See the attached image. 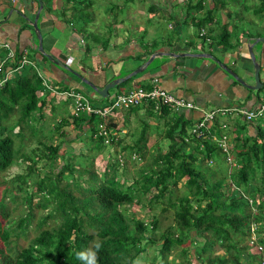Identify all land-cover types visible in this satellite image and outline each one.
I'll return each instance as SVG.
<instances>
[{
    "label": "trees",
    "instance_id": "1",
    "mask_svg": "<svg viewBox=\"0 0 264 264\" xmlns=\"http://www.w3.org/2000/svg\"><path fill=\"white\" fill-rule=\"evenodd\" d=\"M65 1H70V5L63 8V18L78 24L79 30H85V23L93 17V11L89 9L91 0ZM212 1L210 8L203 9L204 15L195 17L192 12L201 10L205 0H184L185 16L193 20L194 36L210 44H220L223 49L231 48L235 42H231L230 38L242 19V10L249 6L240 1V6L232 9L227 0ZM147 7L161 18L172 17L171 13L165 12V8L152 1ZM110 9L113 10V7ZM218 10L226 17L235 14L237 19L233 27L228 29V21H218L214 33L209 36L206 32L200 33V28ZM251 11L255 17L262 19L264 0L252 4ZM167 28L170 32L165 30L163 37L175 42L179 32L175 28ZM92 35L96 36L89 33V36ZM89 50V45L85 44V53ZM20 56L21 51L14 50L13 55L5 59L4 69L13 68ZM42 57L45 58L44 55ZM132 77H126L113 87L120 88ZM44 80L52 88L61 90L59 86H54L55 81H49L42 73L40 75L33 64L20 66L11 78L0 85V177L16 159L27 161V172L14 174L9 179L10 185L2 187L0 193V264H87L86 260L78 259L77 254L87 255L95 251L96 243L100 244L96 251V264H136V256L144 248L143 240H149L145 232L157 227V217L145 221L134 216L133 212H127L129 205L141 204L144 197L150 209L158 204L163 207L162 200L174 208L175 227L170 226L159 233L160 240L150 264H171L168 258L171 248L177 250L173 253V256L179 257L177 264H264V196L255 195L258 190H264L262 122L243 120L234 127L237 135L234 136L232 150L236 166H232L230 172L222 171L218 163L221 159L225 161L224 152L215 140L223 131L219 117L214 118L208 131H203L204 135H195L189 128L201 114L194 120L182 109L174 111L160 105L154 110L151 101L125 108L134 114L142 108V113L146 114V117L142 113L137 114L141 115V127L136 134H128L133 135L129 142L124 141L126 132L120 133L112 117L105 123L108 129V141L105 142L103 136L96 133V123L102 120L99 115L69 113L57 121L54 129L59 131L60 125L71 122L79 130L68 141H80L86 150L75 151L68 144L66 150L59 152L58 145L48 142L49 136H46L43 139L40 137L38 143L47 153L42 150L41 155L31 159L30 155L22 154L15 146L14 138L26 139L24 128L29 134L35 133L36 127L30 120L36 121V112L41 115L43 102L37 90L44 86ZM64 98L66 100L62 98L60 101L70 99ZM100 98L107 99L108 95ZM150 116L161 117L166 122L162 137L168 142L165 147L157 145L155 152H150L147 146ZM8 119L10 122L14 119L13 123ZM13 124L18 126L15 132ZM58 134L59 141L66 143L61 138L65 132L60 130ZM120 146L127 154L116 148ZM108 148L120 154L124 162L127 159H144L147 155L149 159L143 162L134 179L127 183L122 176L121 179L117 177L120 162L116 155L114 161L107 156L102 170H96L95 157L102 156ZM41 158L47 159H44L47 169L38 176L34 162ZM178 182L183 187L182 191H178ZM20 205H26L25 214L13 218L12 211L17 212ZM37 209L46 211L37 214ZM48 218L53 223L45 225ZM34 219L33 230L36 227L38 230L29 237L26 245L10 249L11 234L27 237L33 231L29 224ZM13 221L16 223H11ZM252 232L263 247L260 257L247 250L250 246L248 236ZM186 242L190 246H182ZM218 248L222 250L220 254L215 252ZM242 253L247 255L246 260L241 258Z\"/></svg>",
    "mask_w": 264,
    "mask_h": 264
},
{
    "label": "crops",
    "instance_id": "2",
    "mask_svg": "<svg viewBox=\"0 0 264 264\" xmlns=\"http://www.w3.org/2000/svg\"><path fill=\"white\" fill-rule=\"evenodd\" d=\"M41 2L42 6L36 19L40 41L44 51L50 53L56 59V64L52 63L47 57H42L43 55L36 46L37 36L30 24L38 8L36 0H0V41H8L15 52L25 49L26 56L34 60V65L39 68L40 72L49 81H55V87L59 86L61 89L72 87L83 93V86L77 81L80 79L71 72L73 70L98 88H101L110 79L122 76L141 64L153 51L161 50L177 53V55L161 54L154 56L143 69L133 74L132 79L123 86L120 88L110 87L107 99L100 98L96 91L80 80L90 87L89 93L90 95L92 93L91 103L103 104L108 102L116 90L125 89L137 83L142 86H149L153 76L158 77L159 84L164 89L175 96H181L191 101L196 106V108L182 109L194 120L199 116L200 108L209 109L228 105L250 107L263 95L262 88L257 91V89L244 87L209 57L182 53L187 51L192 53L201 52L214 56L211 51L217 52L220 54L219 57H214L218 61L233 70L247 83H253L252 60L247 47L252 43L253 38L260 35V33H255L256 30L252 28L256 24L255 20L248 14L245 15L242 21V29L239 30L238 27L235 33L232 34L231 41L235 42L233 47L223 49L220 44L214 45L207 42L209 51H205L200 47V43L206 41L194 36L193 20L185 16L186 11L183 2H180L179 6L173 5L170 1L166 3L159 2L158 4L154 2L165 8L167 14L171 13L172 17L167 19L166 27L175 28L179 32V38L175 42H169L163 37L166 29L165 26L160 29L159 25L166 19H162L157 13L150 11L147 7L148 4L145 5V9L150 14L141 19L142 24L140 27L136 22L127 24L121 16L118 19L113 16V20L103 19V17H99V5H95V8V6L91 7L93 4L90 3L89 9L93 11V17L85 23V30H79L78 24L63 18V8L68 7L70 1L41 0ZM212 4L205 2V6L197 12H192V15L195 17L204 15L203 9L210 8ZM176 8L178 12L174 11ZM94 9L97 11L95 12ZM118 11L124 12L125 10L119 9ZM218 11L221 12V10ZM218 11H215L212 18L207 20L206 24L200 28V31L204 34L205 32L207 35L213 33L218 21H226L221 14L218 17ZM151 15H155V17ZM245 23L246 26H244ZM233 24L234 22H231L227 25V28L230 29ZM89 33L96 34V36H89ZM85 44L90 47L88 53L84 51ZM251 49L256 61L259 63V71L260 69L263 70L264 75V41L255 42ZM3 50L0 48V55ZM262 76L259 74V77ZM37 94L40 101L43 102L42 110L44 108L45 115L57 117L56 120L58 121L61 120V117L70 113L71 99L66 102L60 101V99L66 100V98L62 94L51 92L44 86L37 90ZM58 95L61 97H58ZM142 111L141 108L138 113L134 114L127 112L125 108L119 109L115 121L120 117L118 123L120 133L126 132L125 136H127L132 132L133 126L130 128L127 121L131 123L135 116H141L137 114L142 113ZM66 119L69 120V118ZM220 119L228 122L227 129L230 131H235L234 127L243 121L238 115H227ZM149 122L150 124L154 122L153 118H150ZM152 126L155 127L154 124ZM140 127L141 123L139 126L135 125L134 134L138 132ZM72 128V134L69 133L70 137H72L71 135L74 136L79 130L74 125ZM248 128L252 129L250 125H248ZM69 131L67 130V133ZM152 134L155 137L160 136L156 130L152 131ZM163 139L166 140V138ZM155 141H153V145ZM77 142L81 145L80 141ZM167 142L166 140V144ZM166 144H163V147ZM155 145L157 146V144ZM147 146L149 148L151 145L148 143Z\"/></svg>",
    "mask_w": 264,
    "mask_h": 264
},
{
    "label": "rangeland",
    "instance_id": "3",
    "mask_svg": "<svg viewBox=\"0 0 264 264\" xmlns=\"http://www.w3.org/2000/svg\"><path fill=\"white\" fill-rule=\"evenodd\" d=\"M150 1L157 2V4L159 2L166 3L167 1H170L175 6H179L180 2H183L182 0H91V4H93V5H91V7L95 6V5H97V6L99 5L98 6V8L100 7L98 9L99 17H103V19L113 20V16H116L117 19L120 18V16H121L127 22V24H130V23L134 24L136 22V24H138V26L141 27V24H142L141 19H143V17L145 15L150 14L145 9V7H146L145 5L148 4V2H150ZM240 1L244 2L249 7H248V9L242 10V19H241V21L238 22L236 29H238V27H239V30L242 29V27H243L242 21L245 18V15L248 14V16L252 17L255 20L256 24L253 25L254 27L252 26V28L254 30H256L255 33H260V35H258V36L264 35V17H263V19H259V18L255 17V15H253L252 11H251L252 4H257L259 2V0H227V2H228L227 5L230 8L235 9V8H238V6H240V4H241ZM205 2L206 3H213L212 0H205ZM110 7H113V10H111ZM95 8H96V6H95ZM102 8L104 9V11ZM119 9H123L125 11L120 12V11H118ZM94 10H95V12L97 11L96 9H94ZM174 11L178 12V9L176 8ZM218 14H219L218 17L221 14L222 16H224L226 21L228 20L229 23H227V25L231 24V22H235L237 19L235 14H230L227 17L225 16L224 12H222V11L221 12L218 11ZM151 16L155 17V15H151ZM162 19H164V18H162ZM166 22H167V19L162 21L161 25H159V28L161 29L162 27L165 26V29H166L167 28ZM244 26H246V23ZM192 28L195 31L194 26H192ZM215 30H217V26H216ZM166 32L169 33L170 30L167 28ZM195 33H196V31H195ZM231 42H233V41H231ZM259 42H261V41H259ZM257 44H259V43H257ZM200 47L203 48L205 51H209L207 42L200 43ZM228 49H230V48H228ZM2 53H4V51ZM211 53L214 54V56H216V57H219V55H220L219 53L214 52V51H211ZM262 71L263 70L260 69V71H259L260 76L263 75ZM77 81L83 86L82 92L88 96L89 100H91L90 97H91L92 93H91V95L89 93L90 87L80 80H77ZM45 88H48V86H45ZM102 102H104V100H102ZM105 103H103V104H105ZM117 111H116V115L112 116V122L114 124H116V126H118V123L120 120V117L118 115L119 119L115 121V118L118 114ZM45 114H46V112L44 111V108H43L40 116L36 112V118H37L36 121L33 119L30 120V123L35 125V127L37 129V131L35 129L34 134H29L27 128H24V134L27 136V138L23 139V140H21L19 137L14 138L15 146L20 148V151L22 152V154L30 155L31 159L36 158V155H41L43 153L42 150H44V148H43L42 144L38 143V139L40 137H41V139H43L46 136H49L48 137L49 141L47 140L48 142H50L51 144H57L58 145L59 152L66 150L68 144H71L73 149H75V151H77L79 149L82 152H84L86 150V147L84 145H82V143L80 145V143L77 141H70V140L68 141L69 138L73 137V135H71L72 137L69 136V133L72 134L71 130L73 129L72 128L73 125L71 122L70 123L69 122L63 123L62 125H60V130L61 131L63 130L65 132V135H63L61 138H62V140L65 139L67 141L66 143L64 141L60 142L59 141L60 136L58 134V132L60 130L57 131L54 129L55 128L54 126L57 123V120H56L57 117L56 118L55 117H49L48 114L47 115H45ZM143 115L146 117L145 113H143ZM15 116L16 115L13 112V117H15ZM120 116H122V115H120ZM148 118L149 119L153 118L154 122H152L148 128V130L150 131L149 133L151 135L148 137L147 144L149 143V145H151L149 147V151L155 152V150L157 149L156 148L157 146L155 144H157L160 148L163 147V144H166L167 139L164 140L162 138V136H163L162 132L166 126V122L161 117L155 118L154 116H150ZM13 120H11V122H10V120L8 119V122L13 123L12 122ZM140 123H141V120L137 116H135L133 118V121L131 123H129V121H127V124L128 125L130 124L129 125L130 128L133 126L132 132L134 131L135 125L139 126ZM153 124L155 125V127L152 126ZM17 127L18 126L16 124H13V132H15L17 130ZM67 130H70V131L67 133ZM154 130H156L158 135H160L159 137H155V135L152 134V131H154ZM224 131L229 133V135H230L229 142L232 144L231 148H233V142L235 140L234 136H235L236 132L233 130L230 131L227 128ZM240 133L243 134V131H240ZM133 135H134V132H133ZM133 135L132 136H130V135L124 136V141L125 142L131 141ZM154 140H156V141H155V144L153 145ZM85 143H87V139H85ZM116 148L122 150L121 146H120V148L119 147H116ZM108 150H110V151H108ZM108 150L107 151L104 150V153H102V156L98 155L97 157H95L94 165H95V168L98 172H100L102 170L103 165H104V161L107 158V156H109L110 159L114 161L116 153L113 152V150H111L110 148H108ZM231 150L229 152L231 153V156L233 159V150L232 151ZM122 151L123 152H121V153L127 154V151H125V150H122ZM45 152H46V149L44 150V154H45ZM67 152H71V151L67 150ZM44 159H46V158H44ZM44 159L41 158L38 162H34L35 163L34 165L37 168L38 176H41L42 175L41 172H44L47 169V166L45 165L46 162ZM148 159H149V155H147L144 159H138L135 161H131L130 159L129 160L127 159L125 162L123 161L124 163L119 164V166H118L117 177H119V179H121L120 177L122 176V179H125V181L127 183L131 182L132 179H134V177L136 176V173L139 170V168L142 166L143 162L147 161ZM218 163H219V167L221 168L222 171H224V172L225 171H227V172L232 171L233 167H232L231 163L230 164L227 163L226 160L225 161H223V159L218 160ZM25 164H27V161H21L20 159H16V161L12 165H10L5 170L4 173H2V176H1L2 178L0 177V193L2 191V187L10 185L9 179L14 174L27 172V168L25 167ZM210 164H212V162H210ZM29 179H30V177H29ZM177 186H178V191L183 190V187L180 185V182L177 183ZM30 187L31 186H29L28 188H30ZM238 189H240V188L237 187L236 190L239 191ZM255 195H258L259 197L264 196V190H261V189L258 190V193H256ZM146 196H147V194H146ZM245 196L249 197L247 194H245ZM145 199H146V197L142 198L141 204L135 203V204H132L131 206L129 205V207L127 209V212H133L134 216L141 217L145 221H149L153 217H157V227L153 228L151 232H149V231L145 232V234L147 235L149 240H147V239L143 240L144 248L136 256L137 257L135 260V262H137L136 264H150L149 262L151 261V258L155 253V248L157 247L158 242L160 240L159 233L164 231L167 228H170V226L172 227L175 224V220H174V216H173L174 208L172 206L168 205L165 201L162 200L163 207H161V205L158 204V205H155L153 208L150 209L149 205ZM21 208H22V210H21ZM26 210H27L26 205H20L17 207L18 213L13 210L12 211L13 213H11V214L13 215V218H15L17 215L23 216L25 214ZM45 211H46V209H43V210L37 209L36 210L37 214H40L41 212H45ZM53 219H56V218H53ZM35 222L36 221L34 219L31 222V224H29V227L31 230H33V226H34ZM11 223L15 224L16 221H13ZM52 223H53L52 219L48 218V219H46L45 225H50ZM42 226H44V224ZM253 226H254V224H252V227ZM173 227H175V226H173ZM35 230H38V228L36 227ZM35 230H33L32 232H29V235L27 237L14 236L11 234V236H10L11 241L9 243V246H11L10 249L14 248L15 246L26 245L29 237L35 232ZM249 236H248V239H249ZM13 239H15V240H13ZM248 239H247V241H248ZM258 244L259 243L256 241V243L248 246L247 250L250 253H255L258 255V257H260L259 254L263 251V247L261 249H258V246H257ZM182 246L187 247V246H190V244L188 242H186ZM176 252H177L176 249L171 248V250L168 254V258H169L171 264H177L179 261V257H177V255L173 256V253L175 254ZM215 252L220 254L222 252V250L218 248L215 250ZM241 258L246 260L247 255L242 253ZM192 261H194L193 258H192Z\"/></svg>",
    "mask_w": 264,
    "mask_h": 264
},
{
    "label": "built area",
    "instance_id": "4",
    "mask_svg": "<svg viewBox=\"0 0 264 264\" xmlns=\"http://www.w3.org/2000/svg\"><path fill=\"white\" fill-rule=\"evenodd\" d=\"M200 33H203L200 31ZM82 41V40H81ZM0 48L4 49V53L0 56V85H2L6 80L11 78L14 72L24 64H33L34 62L26 56L25 49L21 51L20 59L16 62L13 68L7 67L4 69L3 64L5 59L11 57L14 53V49L10 46L8 41H0ZM35 66V65H34ZM36 67V66H35ZM36 70L41 75L39 68ZM261 87L263 90V95L256 101L253 106L243 107L239 105H228V106H217L209 109L200 108V117L194 124L191 125L190 132L195 135H204V130L208 131L211 127L214 118H224L227 115H238L242 120H258L264 124V75L260 77ZM150 85L145 87L142 85H134L125 89H121L113 94L111 99L105 104H94L91 103L86 95L74 90L72 87L56 90L51 87L44 80V87L48 86V90L51 92H56L62 94L64 97H70L71 99V110L70 113L73 115L84 112L86 114L95 113L99 115L102 120L96 123V133L103 136L105 142L108 141L106 128V120L109 117L116 115V111L121 108H126L130 105L140 104L142 102L151 101L154 110H157L160 105H166L170 109L177 111L180 109L196 108V106L189 100L181 97L175 96L166 89H164L158 81V77L153 76L150 80ZM199 109V108H198ZM220 127L223 129L219 136L215 137L221 150L224 152L225 160L227 163H231L232 166H236L234 158L232 159L231 153L229 152L232 148V144L229 142L230 135L228 132L224 131L228 127V122L226 120H221ZM214 138V135H212ZM234 144V143H233ZM231 148V149H230ZM120 153V152H119ZM132 157H136L132 154ZM116 159L123 163V157L120 154H116ZM250 200V199H248ZM250 202V201H249ZM253 228V227H252ZM256 243L254 233L252 232L249 237V244L252 245ZM258 249H261L260 244L257 245Z\"/></svg>",
    "mask_w": 264,
    "mask_h": 264
},
{
    "label": "water",
    "instance_id": "5",
    "mask_svg": "<svg viewBox=\"0 0 264 264\" xmlns=\"http://www.w3.org/2000/svg\"><path fill=\"white\" fill-rule=\"evenodd\" d=\"M38 8L35 11V14L32 18V20L30 21L31 26L33 27V29L35 30L36 36H37V42H36V46L38 51L43 54L45 57H47L49 60H51L52 63L56 64L57 61L55 58L52 57V55L46 51H44L42 45H41V41H40V32L38 30V26L36 24V19H37V15H38V11L42 6V2L41 0H36ZM257 41H264V35L262 36H256L253 38V41L251 44L248 45V53L250 55V58L252 60V75H253V83H247L242 77L238 76L233 70H231L230 68H228L225 64L221 63L220 61L217 60V58H215L214 56H212L211 54L207 53H201V52H182L183 54H193L196 56H203V57H209L210 59H212L218 66H220L225 72L229 73L232 77H234L241 85H243L244 87L247 88H251V89H257L259 87H261V80L259 77V63L256 61L254 53L251 49V46L257 42ZM161 54H169V55H177V53L173 52V51H161V50H156L153 51L152 53H150L148 55V57L138 66H136L135 68H133L132 70H130L129 72H127L126 74L122 75V76H118V77H114L112 79H110L109 81H107L101 88H98L97 86H95L91 81H89L88 79H86L85 77H83L81 74L71 70V72L77 76L80 80H82L83 82H85L86 84H88L94 91H96L100 96H107L108 95V89L110 87H113L116 83H118L119 81L125 79L128 76H131L135 73H137L138 71H140L141 69H143L151 60L154 56L157 55H161Z\"/></svg>",
    "mask_w": 264,
    "mask_h": 264
},
{
    "label": "clouds",
    "instance_id": "6",
    "mask_svg": "<svg viewBox=\"0 0 264 264\" xmlns=\"http://www.w3.org/2000/svg\"><path fill=\"white\" fill-rule=\"evenodd\" d=\"M100 248V244H95V251H90L87 255L85 253H78L77 258L86 260L87 264H96V251H98Z\"/></svg>",
    "mask_w": 264,
    "mask_h": 264
}]
</instances>
